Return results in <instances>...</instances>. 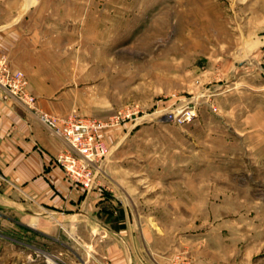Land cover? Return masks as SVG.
I'll list each match as a JSON object with an SVG mask.
<instances>
[{
  "label": "rangeland",
  "instance_id": "rangeland-1",
  "mask_svg": "<svg viewBox=\"0 0 264 264\" xmlns=\"http://www.w3.org/2000/svg\"><path fill=\"white\" fill-rule=\"evenodd\" d=\"M7 3L38 109L109 122L94 216L134 264H264V0ZM4 218L0 264H124L93 223Z\"/></svg>",
  "mask_w": 264,
  "mask_h": 264
},
{
  "label": "crops",
  "instance_id": "crops-1",
  "mask_svg": "<svg viewBox=\"0 0 264 264\" xmlns=\"http://www.w3.org/2000/svg\"><path fill=\"white\" fill-rule=\"evenodd\" d=\"M18 17L17 9L9 15L7 0H0V60L5 59L11 70L21 68L30 82L27 69L17 59L22 51L19 43L24 39L19 33ZM33 96L37 108L53 113L55 101L50 96ZM67 149L62 138L0 85V215L5 217L2 220L48 236L56 230L51 224L56 219L74 228L93 223L94 229L100 227L104 235L113 237L124 255V264H134L126 236L96 222L94 212L110 201L100 187L102 183L97 180L94 189L84 191L70 182L55 163V157Z\"/></svg>",
  "mask_w": 264,
  "mask_h": 264
},
{
  "label": "built area",
  "instance_id": "built-area-1",
  "mask_svg": "<svg viewBox=\"0 0 264 264\" xmlns=\"http://www.w3.org/2000/svg\"><path fill=\"white\" fill-rule=\"evenodd\" d=\"M0 85L20 104L33 111L53 134L66 142L68 149L55 157V163L61 167L65 177L84 191L94 189L100 173V167L95 163L102 161L105 156L99 132L108 127L109 122L73 114L57 117L42 112L36 107L34 97L26 90L23 73H11L4 60L0 61Z\"/></svg>",
  "mask_w": 264,
  "mask_h": 264
},
{
  "label": "bare ground",
  "instance_id": "bare-ground-1",
  "mask_svg": "<svg viewBox=\"0 0 264 264\" xmlns=\"http://www.w3.org/2000/svg\"><path fill=\"white\" fill-rule=\"evenodd\" d=\"M33 0H28V5H30L32 3Z\"/></svg>",
  "mask_w": 264,
  "mask_h": 264
}]
</instances>
